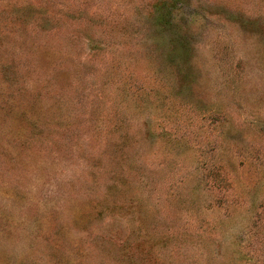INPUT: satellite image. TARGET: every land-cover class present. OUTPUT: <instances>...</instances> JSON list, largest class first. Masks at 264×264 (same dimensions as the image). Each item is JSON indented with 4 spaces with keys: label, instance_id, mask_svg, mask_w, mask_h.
Listing matches in <instances>:
<instances>
[{
    "label": "rangeland",
    "instance_id": "1",
    "mask_svg": "<svg viewBox=\"0 0 264 264\" xmlns=\"http://www.w3.org/2000/svg\"><path fill=\"white\" fill-rule=\"evenodd\" d=\"M0 264H264V0H0Z\"/></svg>",
    "mask_w": 264,
    "mask_h": 264
}]
</instances>
